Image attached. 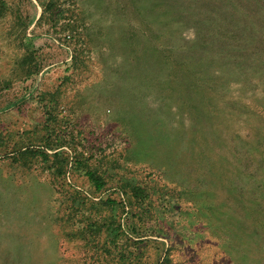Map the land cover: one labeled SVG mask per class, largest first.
Here are the masks:
<instances>
[{
  "label": "rangeland",
  "instance_id": "rangeland-1",
  "mask_svg": "<svg viewBox=\"0 0 264 264\" xmlns=\"http://www.w3.org/2000/svg\"><path fill=\"white\" fill-rule=\"evenodd\" d=\"M161 1L0 0V264H264L263 15L210 0L257 50L189 58Z\"/></svg>",
  "mask_w": 264,
  "mask_h": 264
},
{
  "label": "trees",
  "instance_id": "trees-1",
  "mask_svg": "<svg viewBox=\"0 0 264 264\" xmlns=\"http://www.w3.org/2000/svg\"><path fill=\"white\" fill-rule=\"evenodd\" d=\"M161 5L162 9H164L162 14H165V18L170 17L172 14L173 18L177 19L180 15L184 14L182 17L188 19L185 25L190 26V28H193L192 30L195 31L196 37L190 41L192 42V46H189L187 50L189 58L198 56L200 53L199 49H205L204 53H210L215 59H219L218 55H222L228 63L238 62L243 63L244 65L253 60L257 47L254 44L252 36L247 35V37L240 39L237 42L232 40L231 42H227L229 33L225 30L224 24L222 23L221 25L220 20L216 15L218 13L215 12V8L210 3V0H162ZM247 5L250 7L247 6L249 10L252 6L256 9L254 10L255 14L259 17L263 15L264 18V0H254V2ZM168 8L173 9L172 13L166 11ZM250 11L253 12V10ZM250 11H248V13ZM203 15H206L205 18H203ZM201 18L204 20H201ZM248 22L249 23H246V25L250 24V31L252 32L254 21ZM205 23L207 27L205 26ZM257 24L260 25L261 23ZM259 30H262V28L260 27ZM258 35L260 36L261 34L259 33ZM215 38L220 40L215 41ZM179 52L176 54L174 53V55L173 53H168L166 55V57H169L167 61L179 65L186 63L187 61L184 59L186 51H183V53ZM200 54L204 56L203 53ZM235 136L238 135L236 134ZM222 138L224 139V134L222 135ZM87 176L95 184L97 189H101L104 186V183L94 172L88 171ZM136 190V196L143 193V189L140 187H137Z\"/></svg>",
  "mask_w": 264,
  "mask_h": 264
},
{
  "label": "crops",
  "instance_id": "crops-1",
  "mask_svg": "<svg viewBox=\"0 0 264 264\" xmlns=\"http://www.w3.org/2000/svg\"><path fill=\"white\" fill-rule=\"evenodd\" d=\"M56 42L59 44V41L56 40ZM62 64L63 61L60 60L59 58L51 59L47 64L43 66L41 70H39L38 74H36L35 77L31 79L32 81L31 90L34 95L38 93L39 89L49 85V83L55 81L60 82L63 81L64 78H67L65 77V75L69 73L68 71L65 72L63 70Z\"/></svg>",
  "mask_w": 264,
  "mask_h": 264
}]
</instances>
